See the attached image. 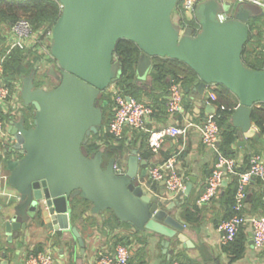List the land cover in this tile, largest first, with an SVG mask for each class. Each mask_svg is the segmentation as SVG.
Returning a JSON list of instances; mask_svg holds the SVG:
<instances>
[{"label":"water","instance_id":"95a60500","mask_svg":"<svg viewBox=\"0 0 264 264\" xmlns=\"http://www.w3.org/2000/svg\"><path fill=\"white\" fill-rule=\"evenodd\" d=\"M56 1L61 13L49 45L54 64L45 73L57 85L35 87V69L22 78L20 98L33 107V123L27 127L20 118L9 129L19 158L7 159L6 170L19 200L4 223L5 233L22 236L29 221L39 220L58 235L68 230L80 239L71 226V200L80 197L90 203L93 214L109 211L136 231L161 236L165 248L174 237L186 244L183 225L170 212L175 204L161 207L160 200L142 188L139 177L146 176L141 167L147 162L136 150L127 155L125 172L118 175L113 170L115 158L104 165L102 150L88 154L84 149L103 122L99 97L120 74V64L113 59L116 43L125 39L139 48L135 71L139 81L148 77L152 58L166 57L194 72L192 92L197 97L209 86L222 85L238 101L231 127L238 138L249 139L255 133L252 111L264 103V70L246 68L241 53L248 19L262 15L261 9L256 14L249 3L231 5L232 16L219 22L218 1L203 0L194 11L200 30L192 35L190 28L180 33L172 20L178 0ZM206 111L213 114L214 108ZM188 191L187 185L184 193Z\"/></svg>","mask_w":264,"mask_h":264},{"label":"crops","instance_id":"0c3cea01","mask_svg":"<svg viewBox=\"0 0 264 264\" xmlns=\"http://www.w3.org/2000/svg\"><path fill=\"white\" fill-rule=\"evenodd\" d=\"M137 81H139L136 78ZM140 80V82H146ZM196 77L191 84L184 88L182 112L168 117L160 110L155 115L146 117L145 129L133 131L124 129L122 137L126 138L132 146L123 156L127 163V155L132 149L137 151L140 159L146 160L145 177H141L142 188L153 199L160 200V206L166 207L174 203L170 210L176 221L183 225L182 234L187 238L184 244L177 237L172 238L170 244L165 248L161 241L163 238L149 231H136L127 223L119 222L109 211L102 214L90 212L89 202H80L76 211L72 214L71 226L76 228L80 239L76 238L68 230L62 231L58 235L54 230L46 228L39 220L28 222L26 232L19 237L13 234L8 236L4 231V223L10 219L15 203L0 214V264H24V256L28 250L40 251L51 249L53 256L52 264H95L99 254L113 252L115 245L124 244L130 252L128 264H172L181 262L183 264H264V254L253 247L251 243L252 230L248 225L241 227L245 236L244 254L231 261L224 251L221 240L223 232L218 229V225L229 218V202L234 189V177L227 178L217 189L215 198L209 203L198 202L206 185L208 176L213 169L217 154L215 150L202 144L197 125L204 122L209 115L207 107L216 109L213 103L211 90L215 85L204 90L201 98L192 92ZM186 89H189L186 92ZM234 96V95H233ZM214 99V98H213ZM255 107L259 108L260 104ZM189 126L187 138L176 137V139L166 140L161 148L152 153L148 149V131L157 129L163 125ZM255 129L254 136L249 139H240L236 135L234 144L231 147V157L236 160L237 170L245 171L248 168L249 158L252 154L260 155L264 160V134L259 133V129L253 122ZM240 143V144H238ZM145 155V156H143ZM170 157H175V170L184 177L185 186H189V191L184 190L175 198H170L163 181L151 183L147 173L149 166L158 164ZM146 158V159H145ZM3 168V167H2ZM5 170V167L3 168ZM262 183L257 178L246 185L247 192L243 213L248 216H260L264 214L262 208ZM195 206L198 210L197 220L191 223L182 218L183 207Z\"/></svg>","mask_w":264,"mask_h":264},{"label":"built area","instance_id":"2783aa9c","mask_svg":"<svg viewBox=\"0 0 264 264\" xmlns=\"http://www.w3.org/2000/svg\"><path fill=\"white\" fill-rule=\"evenodd\" d=\"M203 0H178L175 8L177 14V24H180V33L186 28L192 30V35H195L200 30V24L197 27H189L186 24L194 18V11L199 2ZM222 4L225 0H217ZM232 6L242 3H251L258 6L264 16V0H226ZM232 16V10L229 14L224 12L217 14L219 22H225ZM5 29L3 41L0 43V51L4 54L0 56V157L7 156L5 162H0V214L9 210L13 203L19 200L18 193L10 186L8 181V170H6L7 159H18L19 154L13 146L15 141L9 133L12 122L18 119H24L25 104L20 98L22 78L13 79L9 85L4 80L3 62L5 56L11 51L29 50L41 56L40 67H47L48 58L50 55V41L52 29L41 28L36 31L32 28L30 22L26 18L18 19L9 24ZM262 40H264V27L262 28ZM48 68V67H47ZM106 93L112 101V117L107 125V131L114 139L119 140L124 133V129L128 128L133 131L144 130L146 117L154 115L152 106L147 101L135 100L124 96L122 91L115 86V83L106 88ZM184 89L182 80H172L168 89L167 100L165 103V113L168 117H172L176 113L182 112ZM24 122V120H23ZM27 127L32 126V119H29ZM193 126L191 123L186 126L179 125H163L157 129L148 131L147 145L150 152H157L163 143L168 139L187 137V129ZM199 131V136L203 145L212 148L217 154L213 169L208 176L205 188L198 202L209 203L215 198L217 189L222 185L227 178L236 177V188L234 195V205L232 210L234 214L227 220L222 221L218 225V229L223 232L221 243L223 245L233 241L243 225H248L252 230L251 243L258 251L264 254V214L260 216H248L243 213L247 192L246 185L257 178L262 183V208L264 210V160L258 154H252L249 158L248 168L245 171L238 172L236 170L237 163L234 158L225 156L218 149L220 141L219 128L214 120L213 115L200 125L196 126ZM175 157H170L158 164H153L148 167L147 175L151 183L163 181L165 188L170 198H175L185 188L184 177L175 170ZM5 167V170L3 168ZM125 163L123 158L119 161L115 160L113 170L115 174L125 172ZM139 182L142 179L139 177ZM130 252L124 244L115 245L113 252H102L99 254L95 264H128ZM53 256L51 249L47 248L40 251L28 250L24 256V264H52ZM172 264H183L181 262H173Z\"/></svg>","mask_w":264,"mask_h":264},{"label":"trees","instance_id":"16d2710c","mask_svg":"<svg viewBox=\"0 0 264 264\" xmlns=\"http://www.w3.org/2000/svg\"><path fill=\"white\" fill-rule=\"evenodd\" d=\"M60 13V4L56 0H0V43L3 41L2 32L5 31L4 28L14 21L26 18L36 31L41 28L52 29ZM186 24L189 27H197L199 23L195 19H191ZM247 26L248 38L241 53L242 63L248 69L264 70V40H262L261 32L264 27V16L260 15V17L251 18L248 20ZM116 44L113 59L116 63L120 64V74L115 81V86L122 91L124 96L149 102L154 110V115L158 110H164L163 112L165 113L166 98L172 80H182L184 89L195 78L194 72L183 62L166 57H155L151 60L152 68L148 74V80L139 83L136 80L135 73L137 61L141 53L139 48L136 44L125 39L118 40ZM3 54L4 51H0V56ZM40 59V55L32 53L29 50L21 51L15 49L11 51L5 56L3 62L5 82L9 85L13 79L23 78L35 69L36 74L33 84L35 87L43 88L45 84L39 80H43L44 77L48 76L45 72L40 74L41 67L38 65ZM211 94L214 98H212L213 103L216 106L213 117L219 128L220 141L218 149L225 156L232 158L230 151L232 144L235 142L236 135L235 130L230 124V116L238 101L222 85H215V88L211 90ZM98 101V105L102 109L103 122L99 132L96 135L91 134L88 137L84 149L88 154L102 150L105 165L111 158H115L117 161L122 159L124 154L131 149L132 145L126 141L125 137H120L119 140H116L107 131V125L112 117V101H110V96L105 90L101 93ZM258 104H260V107H254L251 116L259 129V133L264 134V103ZM26 109L29 111V107ZM233 181L234 189L231 191L232 195L229 202L232 213H230L229 218L234 214L232 206L234 205V191L237 178L234 177ZM77 198L80 197L71 200V215L76 211L79 203ZM80 202L87 203L88 201L81 198ZM181 212L182 218L188 223L198 218L193 219L198 213L195 206L183 207ZM245 241V236L240 228L235 239L223 246L231 261H236V259L244 254Z\"/></svg>","mask_w":264,"mask_h":264},{"label":"rangeland","instance_id":"374dc122","mask_svg":"<svg viewBox=\"0 0 264 264\" xmlns=\"http://www.w3.org/2000/svg\"><path fill=\"white\" fill-rule=\"evenodd\" d=\"M218 4H219V6H218V13H222V12H224V13H226V14H229V11H230V9H231V5L232 4H230L229 3V1L227 2L226 0L222 3L223 4V7H224V9H222L221 8V4H220V2H218ZM249 4H251V3H249ZM196 7H198V5L196 6ZM249 8L252 10V12H254V13H256V14H258V6H256V5H254V4H251L250 6H249ZM196 10H198V9H196ZM197 14V17H200V14H199V11H198V13H196ZM255 17H260V15L258 14V15H256ZM253 18V17H252ZM251 19V18H250ZM250 19H248V20H250ZM172 20H173V22H174V24L176 25V27H178V29L180 30V28H181V26H180V24H177V21H178V19H177V14H176V12H174L173 13V17H172ZM229 20V19H228ZM178 30V31H179ZM2 36L4 37V34H5V31L4 32H2ZM1 35V34H0ZM50 43H51V41H50ZM49 62L47 63V67H49L50 65H53L54 64V60L52 59V58H48L47 59ZM39 65V64H38ZM47 67L45 66V65H43L42 66V68H41V70H40V74H42V73H44L45 71H46V69H47ZM37 76V75H36ZM41 83H44L45 85H44V87L45 88H47V89H52L53 87H55L57 84H55V82H54V80L51 78V77H44L43 78V80H39ZM27 107H29V111L26 109ZM33 112H34V109H33V107L32 106H28V105H25V110H24V122H25V124H29L30 122H28L29 121V119H32V116H33ZM18 153V152H17ZM7 156H10V155H8V153H7V155H5L4 156V158H0V160H1V162L2 163H4L5 162V159H6V157Z\"/></svg>","mask_w":264,"mask_h":264}]
</instances>
